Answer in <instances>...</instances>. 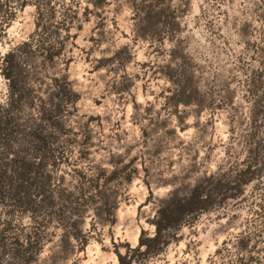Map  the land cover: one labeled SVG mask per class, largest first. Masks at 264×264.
<instances>
[{
    "label": "rangeland",
    "instance_id": "1",
    "mask_svg": "<svg viewBox=\"0 0 264 264\" xmlns=\"http://www.w3.org/2000/svg\"><path fill=\"white\" fill-rule=\"evenodd\" d=\"M39 2L34 38L64 50L27 62L34 102L20 122L42 124L49 147L36 154L25 135L15 149L45 159L47 179L26 203L0 190V264H118L155 234L163 204L210 175L222 178L213 206L182 215L158 253L131 251L133 264H264V0ZM37 18L28 4L0 35V101L3 57ZM65 73L76 102L54 96Z\"/></svg>",
    "mask_w": 264,
    "mask_h": 264
},
{
    "label": "trees",
    "instance_id": "2",
    "mask_svg": "<svg viewBox=\"0 0 264 264\" xmlns=\"http://www.w3.org/2000/svg\"><path fill=\"white\" fill-rule=\"evenodd\" d=\"M31 3L36 6L38 13L35 31L28 40L11 47L4 55L2 74L7 79V93L5 99L0 101V190L7 187L8 194L22 200L23 203L27 202L28 189L32 183L41 187L47 179V176L43 175L46 164L45 159L40 158V155L39 160H31L25 153V147L16 150L15 144L19 137L25 139L23 136L31 135L36 147V154L39 152V154L45 155L46 149L49 147L50 134L43 128L42 124L36 123L30 131L26 132L25 127L20 122L22 110L34 102L29 83L31 74L27 68V62L32 58L34 51L38 50L42 52L47 63H54L64 50L63 44L46 46L39 37L34 38L35 32L43 29L39 21V17H41L39 0H0V35L7 33L8 28L17 17L18 11ZM53 84L56 89L54 96L61 101L72 103L80 98L79 93L75 91L71 81H69L67 73L61 77H54ZM43 114L47 115L46 118L48 119L53 116V111ZM250 172L252 171L248 166L235 175L234 180L239 182L238 186L241 189L243 185L253 179V176L248 175ZM215 180H217L216 185H220L222 182V178L210 175L203 181L196 183L188 195L163 204L155 221V234L143 237L145 234L143 231L135 249L126 254L118 252V264H133L137 261L138 257L135 254H130L131 251L150 256L163 250V247L170 241L168 235L164 233L165 230L172 228L178 230L184 222L181 218L182 215H199L213 206L212 183L209 181ZM224 184H228V182ZM27 211L32 212L33 210L28 207ZM158 247L159 249H157Z\"/></svg>",
    "mask_w": 264,
    "mask_h": 264
}]
</instances>
